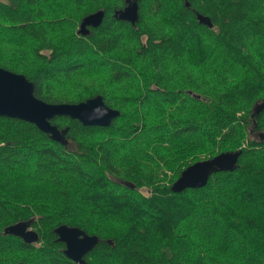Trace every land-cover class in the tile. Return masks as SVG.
<instances>
[{
  "label": "trees",
  "instance_id": "trees-1",
  "mask_svg": "<svg viewBox=\"0 0 264 264\" xmlns=\"http://www.w3.org/2000/svg\"><path fill=\"white\" fill-rule=\"evenodd\" d=\"M185 1L139 0L133 24L115 15L126 0H0V66L48 102L102 94L121 110L108 125L56 115L68 144L0 115V264H80L61 223L100 236L87 264H264V0ZM239 148L234 170L172 189ZM28 219L38 240L3 232Z\"/></svg>",
  "mask_w": 264,
  "mask_h": 264
},
{
  "label": "water",
  "instance_id": "water-1",
  "mask_svg": "<svg viewBox=\"0 0 264 264\" xmlns=\"http://www.w3.org/2000/svg\"><path fill=\"white\" fill-rule=\"evenodd\" d=\"M127 4L115 11L119 18L131 21L139 19V0H126ZM190 5V1H185ZM105 17V9L100 8L83 16L78 32L89 34L92 26H98ZM200 22L213 26L209 15L197 12ZM264 108V99L255 105V111ZM121 110L110 106L102 94L89 97L79 102H48L35 94V82L26 74L0 66V115L19 117L36 123L48 132L52 138L64 144L69 143V126L60 127L52 119L56 115H69L78 118L84 124L108 125ZM242 149L221 151L214 156L199 159L188 165L173 182L176 192L187 187H201L208 183L212 173L219 170H234ZM129 185L128 183H125ZM59 239L66 243L65 253L81 264H87L85 255L100 241L96 233H89L76 224L61 223L54 228ZM5 234L21 236L28 242L39 239V232L32 226V219L21 220L6 226ZM111 241V239H109Z\"/></svg>",
  "mask_w": 264,
  "mask_h": 264
},
{
  "label": "rangeland",
  "instance_id": "rangeland-1",
  "mask_svg": "<svg viewBox=\"0 0 264 264\" xmlns=\"http://www.w3.org/2000/svg\"><path fill=\"white\" fill-rule=\"evenodd\" d=\"M79 25H80V24H79ZM97 186H99V187L102 186V187H103V188H102V191H104V192L107 190V184H106V183L102 184V182L99 181V183L97 184ZM144 191L148 192V190H147L146 188H144ZM168 202H170V200H169ZM145 207H146V208H149V207H151V205H146ZM153 207L157 208L156 203L154 204ZM78 263H79V262H78ZM80 264H81V263H80Z\"/></svg>",
  "mask_w": 264,
  "mask_h": 264
}]
</instances>
